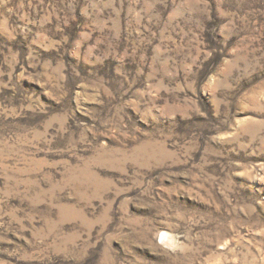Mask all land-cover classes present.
<instances>
[{
    "label": "rangeland",
    "instance_id": "obj_1",
    "mask_svg": "<svg viewBox=\"0 0 264 264\" xmlns=\"http://www.w3.org/2000/svg\"><path fill=\"white\" fill-rule=\"evenodd\" d=\"M0 264H264V0H0Z\"/></svg>",
    "mask_w": 264,
    "mask_h": 264
},
{
    "label": "bare ground",
    "instance_id": "obj_2",
    "mask_svg": "<svg viewBox=\"0 0 264 264\" xmlns=\"http://www.w3.org/2000/svg\"><path fill=\"white\" fill-rule=\"evenodd\" d=\"M162 238L167 239L169 241L168 234L167 233H164V235L162 236Z\"/></svg>",
    "mask_w": 264,
    "mask_h": 264
}]
</instances>
